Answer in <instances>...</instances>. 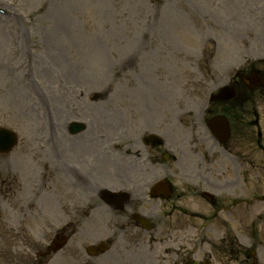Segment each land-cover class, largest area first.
Wrapping results in <instances>:
<instances>
[{
    "label": "rangeland",
    "instance_id": "obj_1",
    "mask_svg": "<svg viewBox=\"0 0 264 264\" xmlns=\"http://www.w3.org/2000/svg\"><path fill=\"white\" fill-rule=\"evenodd\" d=\"M225 1L0 0V126L18 135L16 148L7 157L0 156V185L6 180L1 172L6 170L9 177H15L12 182H18L11 185L10 204L4 202L6 189L0 187V264H30L35 252L50 244L58 229L80 224L61 216L51 186H45L43 196L35 201L30 200V190L24 187L26 183L34 186L32 182H39L42 174L44 181L48 179L52 185L53 163L49 155L60 92L64 97L61 104L67 106L70 100L72 119L89 121L93 130L104 127L103 119L107 121L106 185L136 183L132 181L134 177L131 181L123 178L127 163H123L121 154L113 153L112 144L125 150L129 148L127 135L137 138L146 130L161 133L166 149L176 159L165 166L157 164L151 168L152 174L168 175L182 190L181 208L204 214L202 220L186 217L183 222L180 218L185 217L172 208L173 202L155 203L160 217L165 210L173 211L165 225L170 221L173 228L189 229L190 239L183 240V244L191 247L194 243L218 258L222 252L217 246L228 227L235 240L245 246L251 245L255 233L253 247L258 264H264V204L257 202L260 205L250 212H237L234 219L214 216L212 207L199 198L192 179L188 184L180 175L181 166L204 170L214 166L222 171L221 177H234L238 183L236 195L249 187L255 194L264 193V99L260 98L257 105L262 150L255 146L257 129L250 128L247 122L241 123L232 137L229 156L214 144L199 122L208 92L227 79V65L232 67L230 74L244 66L240 59L264 54V0H229L224 4ZM221 3L226 5L223 10L217 5ZM25 71L29 78L24 76ZM106 91L108 96L102 102H90L92 93ZM100 110L102 116L97 113ZM176 114L181 122L175 119ZM111 123L117 128H110ZM192 129L194 135L190 137ZM200 135L206 144L200 142ZM208 147L212 149L208 151ZM249 151L253 168L244 183L245 156ZM117 157L121 162L118 169L113 168ZM5 165H10L12 171ZM237 166L240 183L235 177ZM232 168L234 172H230ZM16 188L19 194L14 198ZM220 196L230 198L231 194L222 192ZM134 205L137 207V202ZM150 207L145 205L146 209ZM260 212L257 218L248 219V215ZM116 226L118 219L109 218L104 224L82 221L78 227L91 229L98 241L114 240L115 250L125 251V264H139L129 253L136 241L134 234L123 235L122 241ZM79 239V235L72 238L66 249H74ZM83 239L92 241L88 232ZM156 254L155 258L152 255L143 259L142 264H156ZM58 257L52 264L73 260Z\"/></svg>",
    "mask_w": 264,
    "mask_h": 264
},
{
    "label": "flooded vegetation",
    "instance_id": "obj_2",
    "mask_svg": "<svg viewBox=\"0 0 264 264\" xmlns=\"http://www.w3.org/2000/svg\"><path fill=\"white\" fill-rule=\"evenodd\" d=\"M253 73H258L261 76L262 81H264V69L261 70L260 68L259 70H257L253 66H250L249 70L243 73L239 77V81H237L234 85L236 91L238 90L239 93L245 94L246 104L247 105L250 104V109H251L250 114H252V111H254L253 105L255 103V100H254L255 93L257 91L258 92L263 91L262 83L255 82L252 76ZM214 104L217 106H220L223 109L222 111L224 113L228 112L229 116H231V113H235L236 111L237 103H236L235 98L232 100L223 101L221 103L216 102ZM57 125L59 127V124ZM107 128H108L107 123H104V127L101 129L93 130L91 128V130L95 132V136H96L95 146L92 152L93 158H91L92 159L91 162L88 161V158L90 157L88 148L90 146L88 144L89 139L87 137H82L80 139L68 141V153H69V157H68L63 154L65 149L63 148L64 144L62 143L59 133H56L55 135V165H56L55 175H56V179L60 182L62 179L69 182V187L75 190V194H76V190H78L77 196H74V199H75L74 202H78V203L84 202L83 198L84 199L87 198V194L92 189V187L98 186L99 183L97 182V179H100L99 182H101V178H103L104 174H106L107 172V150H106V139L108 135ZM128 139H129V143H128L129 146L134 145L135 153L136 155H139L141 152V149H139V144L140 145L142 144L141 138L138 137L137 141L135 138H128ZM158 150L159 149L157 148L150 149L144 146L142 149V152L146 154L145 156L151 155L150 153H156L157 155H159ZM164 154L165 153L162 152L160 156L162 157ZM62 163H64L65 165L64 168L62 166ZM250 168H251V163L249 161V165L246 167V175L249 174ZM89 172L91 174H93V172L96 173V175L94 176V180H89L88 178ZM219 173H220V170L218 169V167H214V166L210 167L207 170L183 167L181 176L185 179L197 180L196 184L198 185V189H200L198 193H200V195L203 198H205L204 193L206 191L208 192L211 191V193L216 194V191L220 190V191H225L228 193L230 188L236 185L235 180H229V179H225L221 183L220 178L218 177ZM91 178H92V175H91ZM175 191L176 190L174 189L173 195L175 194ZM58 194L59 195L61 194L60 190L58 191ZM102 195H103L102 190H100L98 193V197L101 199ZM130 195H129L130 200L128 198L129 201L125 204L123 209L117 213L118 215L124 216L130 210H133V208L131 207V200L133 198L140 199V192L137 191L136 189L131 190ZM180 198L181 196L176 195L177 200H179ZM242 201H247V199H240L239 201L232 200L231 203L236 205L238 202L241 203ZM113 204L114 206H117L116 202ZM211 205L214 206V208L216 209L215 214L222 212V211H225L228 214V208H230V204L226 206V204L220 203L218 198L217 199L213 198ZM149 214H152V213L150 212ZM153 230L155 233H158L159 235H161V228L159 227V225L156 224ZM164 237L165 239H163L162 241L172 239V235L168 231L164 234ZM176 242H179V241H176ZM174 247H175L174 250L171 249L172 247H170V250H169L170 254L173 252L176 256L174 258L175 260H171V263L173 264H184L187 260L191 258L198 261L197 264H202L203 263L202 261L209 260L205 257L202 260H199V257H197L199 256V254L197 255L196 248H194L192 252L190 253L188 248H185L182 245L176 244L174 245ZM225 247L226 246H223L222 248H225ZM43 255H44L43 257L45 258L48 257L49 255L48 251H46L45 254ZM106 256L109 259L111 264H123L124 263L122 252H117V253L109 252ZM226 256L227 254H225V257ZM231 257L233 256L229 253V261L231 260ZM241 264H249V263L247 262V259L244 258Z\"/></svg>",
    "mask_w": 264,
    "mask_h": 264
},
{
    "label": "water",
    "instance_id": "obj_3",
    "mask_svg": "<svg viewBox=\"0 0 264 264\" xmlns=\"http://www.w3.org/2000/svg\"><path fill=\"white\" fill-rule=\"evenodd\" d=\"M216 120H213L212 123ZM216 123L219 124L220 122H216ZM15 141H16V137L13 132L6 129H0V151L2 152L8 151L10 147L13 146Z\"/></svg>",
    "mask_w": 264,
    "mask_h": 264
}]
</instances>
